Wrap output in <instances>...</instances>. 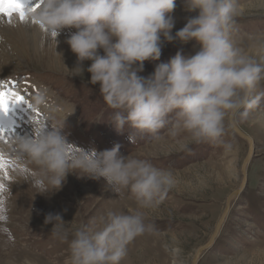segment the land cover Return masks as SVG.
I'll list each match as a JSON object with an SVG mask.
<instances>
[{"label":"clouds","instance_id":"9594fccd","mask_svg":"<svg viewBox=\"0 0 264 264\" xmlns=\"http://www.w3.org/2000/svg\"><path fill=\"white\" fill-rule=\"evenodd\" d=\"M184 6L198 14L174 35L176 0H39L38 8L26 10L55 37L75 29L65 41L77 57L73 71L83 73V63L91 61L89 82L99 85L118 133L126 125L153 136L167 128L178 150L211 142L227 151L231 145L221 140L225 121L246 120L259 106L264 94L253 93L264 81V63L230 39L241 11L237 0H184ZM191 41L199 45L195 54L177 51L150 75H140L145 61L160 59L166 43ZM64 129L65 120L37 126L31 135L13 137L0 151L11 155L16 174L30 180L39 194L59 191L70 173L103 179L117 194L126 191L136 210H109L74 230L60 214L49 213L44 221L53 224V238L68 243L64 264H121L129 244L152 231L143 210L157 206L174 187L173 173L131 154L121 155L119 144L99 152L78 148ZM11 194L10 185L4 184L0 216ZM23 264L32 262L26 258Z\"/></svg>","mask_w":264,"mask_h":264},{"label":"rangeland","instance_id":"374dc122","mask_svg":"<svg viewBox=\"0 0 264 264\" xmlns=\"http://www.w3.org/2000/svg\"><path fill=\"white\" fill-rule=\"evenodd\" d=\"M237 3L241 11L230 39L264 63V0H237ZM197 14L185 10L184 0H176L173 35ZM25 17H30L26 10ZM16 18L20 20L14 14L11 21ZM4 21L9 22V18L0 17V85L14 82L42 85L52 94L48 104L54 107L56 101L61 106L49 116L44 111L45 118L37 126L65 120L68 140L78 148L99 152L119 144L121 155L131 154L173 173L174 187L157 206L143 210L145 223L152 226V231L129 244L121 264H192L198 249L214 233L228 197L241 185L248 143L233 132L229 119L221 138L231 145L227 151L222 144L211 142L178 150L177 141L168 136L167 128L153 136L126 125L123 133H118L112 124L113 110L100 96L99 85L89 82L91 74L87 68L91 61L83 63V73L73 71L77 57L65 41L75 29H65L57 37L44 29L38 45L33 47L11 35ZM198 50L195 41L186 45L166 43L160 59L145 61L140 75H150L157 64L168 62L177 51L189 56ZM259 94H264V81L253 96ZM62 108L72 109L73 114L63 112ZM235 119L254 141L255 153L244 191L233 202L217 242L199 264H264V96L246 120ZM3 155L7 166L0 171V183L10 185L12 194L2 214L5 218L0 219V264H23L26 258L32 264H64L68 243L53 238V224L44 223L49 213L60 214L66 226L74 230L89 225L109 210L126 213L137 208L126 191L117 194L103 179L93 180L78 173H70L59 191L39 194L30 180L16 174L18 166L11 155Z\"/></svg>","mask_w":264,"mask_h":264},{"label":"bare ground","instance_id":"6f19581e","mask_svg":"<svg viewBox=\"0 0 264 264\" xmlns=\"http://www.w3.org/2000/svg\"><path fill=\"white\" fill-rule=\"evenodd\" d=\"M22 2H25V0H22ZM36 2L37 0H27L25 4L26 6L25 10L27 9V7L33 6ZM26 12L28 13L27 10ZM28 15L30 17L28 18L26 17L27 22H22L21 20H18L16 18L11 22L4 21L3 25L5 26V29L10 31L11 35L16 36L19 39L21 38L22 42L25 45L32 44L31 46L36 47L38 45L37 42L40 39L39 35L43 33L45 30L44 28L36 24V20L33 16H31L29 13ZM10 85H14L15 90L22 93L26 99H25V104L14 107L13 111L9 114V116L6 117V119H4L2 115H0V123H3L6 128L11 129V131H8L4 134L3 139H0V149H7V146L10 144L12 138L15 137L16 135H21V136L26 134L30 135L31 132L35 129V127L42 121L43 116L45 118V114L49 116L54 112V109L59 111V109L61 108L60 105H57L58 103L56 101H53V103L55 104L54 107L48 104L49 102L48 100L52 98V94L50 93V91L44 89L42 85L32 84L27 86L18 82H14L10 84L4 83L3 90H9ZM37 97L41 98L40 104L36 103ZM29 105L31 107H29ZM62 111L73 114L71 113L72 109L62 108ZM37 112L40 113L38 116L36 115ZM5 141H7V143H5ZM253 143L254 142L252 141V144ZM0 152L4 153L3 151ZM242 183H243V179L241 181V185ZM233 202L232 204H230L228 215L230 214ZM225 223L226 222H224V224Z\"/></svg>","mask_w":264,"mask_h":264},{"label":"snow or ice","instance_id":"6c2138e0","mask_svg":"<svg viewBox=\"0 0 264 264\" xmlns=\"http://www.w3.org/2000/svg\"><path fill=\"white\" fill-rule=\"evenodd\" d=\"M25 2L22 0H0V17L6 16L9 18V22H11V18L14 14H18L20 20L25 21ZM39 7V0L34 4V9ZM33 9V10H34ZM35 22V21H33ZM55 36V33L51 34ZM4 86L0 85V115L7 117L13 111L14 107L21 106L25 104V96L16 91L14 85L9 86V90H3ZM29 107H31L29 105ZM40 113L37 112L38 116ZM8 131H11L10 128H6L3 123H0V139H3L4 134ZM7 143V141H5ZM6 161L2 152H0V171L6 169ZM4 184L0 183V191L3 190ZM2 203V201H0ZM3 209L0 208V212ZM5 217L0 216V219H4Z\"/></svg>","mask_w":264,"mask_h":264},{"label":"water","instance_id":"95a60500","mask_svg":"<svg viewBox=\"0 0 264 264\" xmlns=\"http://www.w3.org/2000/svg\"><path fill=\"white\" fill-rule=\"evenodd\" d=\"M229 125L232 128L233 132L240 137L241 139H243L245 142L248 143L249 145V154L247 155L243 165H242V179H243V183L240 186V188H238L237 190H235L227 199L226 202V206L225 209L223 211L222 217L219 221V223L217 224L214 233L212 234L210 240L208 241V243H206L204 246L200 247L198 249V251L196 252L192 264H199L200 260L202 259V257L204 256V254L206 252H208L217 242V239L219 238L222 228L224 226V222H226L227 218H228V213H229V207L230 204L234 201H236L239 196L242 194V192L244 191L246 185H247V179H248V167L250 164V160L252 158V156L255 153L254 150V143L252 144V138L250 139V136H248L246 133H244L240 127L237 125V122L235 120V118H230L229 119ZM254 142V141H253ZM252 144V145H251Z\"/></svg>","mask_w":264,"mask_h":264}]
</instances>
